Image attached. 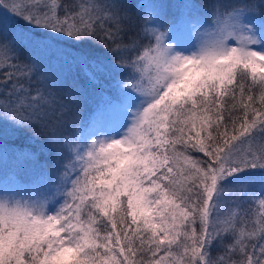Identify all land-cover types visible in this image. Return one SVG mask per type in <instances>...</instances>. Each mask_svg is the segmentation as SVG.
Returning a JSON list of instances; mask_svg holds the SVG:
<instances>
[{
	"label": "snow or ice",
	"instance_id": "obj_1",
	"mask_svg": "<svg viewBox=\"0 0 264 264\" xmlns=\"http://www.w3.org/2000/svg\"><path fill=\"white\" fill-rule=\"evenodd\" d=\"M0 162V264H264V0H0Z\"/></svg>",
	"mask_w": 264,
	"mask_h": 264
},
{
	"label": "rangeland",
	"instance_id": "obj_2",
	"mask_svg": "<svg viewBox=\"0 0 264 264\" xmlns=\"http://www.w3.org/2000/svg\"><path fill=\"white\" fill-rule=\"evenodd\" d=\"M134 2H136V0H134ZM198 2L199 3H210L211 2V0H198ZM3 169V163L2 162H0V170H2Z\"/></svg>",
	"mask_w": 264,
	"mask_h": 264
},
{
	"label": "trees",
	"instance_id": "obj_3",
	"mask_svg": "<svg viewBox=\"0 0 264 264\" xmlns=\"http://www.w3.org/2000/svg\"><path fill=\"white\" fill-rule=\"evenodd\" d=\"M69 2H71V0H69ZM194 155H201L202 156V154H198V153H194ZM9 170H10V164H9Z\"/></svg>",
	"mask_w": 264,
	"mask_h": 264
}]
</instances>
